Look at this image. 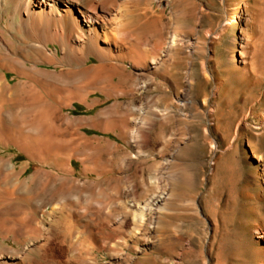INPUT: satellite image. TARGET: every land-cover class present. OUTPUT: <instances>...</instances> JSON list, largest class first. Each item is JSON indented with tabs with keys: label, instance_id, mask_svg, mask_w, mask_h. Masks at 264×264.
<instances>
[{
	"label": "rangeland",
	"instance_id": "obj_1",
	"mask_svg": "<svg viewBox=\"0 0 264 264\" xmlns=\"http://www.w3.org/2000/svg\"><path fill=\"white\" fill-rule=\"evenodd\" d=\"M128 1L133 9L147 4L158 14L162 9L161 0ZM233 1L170 0L163 5L164 24L156 30L168 38L179 30L186 42L192 36L197 49L190 57L195 65L191 95L204 112H215L212 118L189 109L162 112L139 157L133 128L125 139L119 135L124 117H144L147 100L159 96L148 81L145 92L139 85L121 99L96 93L61 110L64 128L78 127L84 139L73 146L77 155L67 154L72 143L56 137L53 146L59 151L49 164L30 160L10 139L0 143V158L12 159L18 171L28 167L22 180L40 173L21 195L23 225H15V216L0 224V264H264V240L255 234L257 229L264 233V0H240L241 18L227 26ZM13 10V3L0 7V20ZM241 46L251 75L239 72L232 61ZM166 55L169 63L182 53L175 49ZM8 79L12 85L20 80L12 73ZM53 93H43L46 101L37 100V122H46V130L57 100L68 101ZM108 109L113 121L102 115ZM43 132L42 127L25 129L24 137L39 139ZM62 154L73 156L71 162ZM128 154L135 156L133 175L129 172L133 178L121 181L122 159ZM161 170L178 177L163 182ZM158 194L167 196L162 210L145 218L160 225L163 239L151 244L149 239L159 233L147 227L138 233L142 215L136 207L129 213L128 206Z\"/></svg>",
	"mask_w": 264,
	"mask_h": 264
},
{
	"label": "bare ground",
	"instance_id": "obj_2",
	"mask_svg": "<svg viewBox=\"0 0 264 264\" xmlns=\"http://www.w3.org/2000/svg\"><path fill=\"white\" fill-rule=\"evenodd\" d=\"M127 1L4 0L0 3L1 8L7 3L14 5L11 16L0 20V143L5 145L10 139L30 160L39 159L42 164H49V157L56 155L57 148L54 149L53 144L58 138L61 143H66L65 145L72 143V147H76V142L84 140L78 132V127H71L72 131L64 128L66 119L61 110L69 107L74 101L86 100L96 93H101L107 98L121 99L135 93L140 87V91L145 92L151 87L148 81L155 83L159 96H151L152 98L147 100L148 105L141 103L147 105L144 117H124L119 135L121 139H125L127 131L133 128V134L136 136L132 142L135 143L133 148L139 157L148 145L155 127L160 123L157 118L162 112L166 115V112L173 114L189 109L192 115L199 113L209 118L215 116L213 111L204 112L200 103L191 95L195 81V65L190 57L197 49L192 36L188 37L186 42L179 30L173 32L172 38L156 31L159 25L164 24L166 6L163 5H168L170 0H161L160 14L149 4L133 9L131 2ZM233 2L234 7L228 11L227 26H232L241 18L244 8L242 1ZM16 22L19 29L13 33ZM147 30H150V34L146 35ZM175 49L183 56L169 63L165 62L164 56ZM232 57V61L239 65V72L251 75L249 56L243 46ZM186 59L187 65L183 67ZM48 66L51 69H48ZM9 73L20 79L15 85L10 83ZM53 91V94L55 91L58 93L57 97H65L68 101L62 103L57 100L58 108L53 123L46 124L50 127L46 130L42 126L46 122H37L40 111L37 100L43 98L46 101L43 93L49 94ZM170 92L174 97L167 99L166 95ZM207 102L208 100L204 103ZM93 106L90 105L91 108ZM102 115L112 116V121L114 119L112 109L104 111ZM107 125L103 124L104 128ZM41 127L44 129L42 138L29 140L24 137L25 129L40 130ZM75 147L70 146L72 150H64L72 151L70 153L74 155L78 150ZM64 150L62 149L63 152ZM69 152L67 154L70 155ZM69 155V159L66 156L65 159L70 163L73 156ZM54 156L52 158H55ZM134 158L133 154H128L122 159L123 176L118 177L119 180L130 181L133 178L131 171L135 166ZM65 164L63 161V165ZM16 167L12 159L8 161L7 158H0V224L5 222L7 217L15 216V225H23L24 208L20 204L21 195L29 185H34L40 175H32L28 181L22 180L28 167L21 171ZM176 174L167 175L161 170V181L174 180L178 177ZM166 197L164 194L153 195L143 203L128 206L129 213L136 207L142 215L138 233L142 232V227H147L150 233L155 235L159 233L155 239H149L151 244L161 241L163 235L160 225L145 217L161 211ZM255 234L257 239L264 240V233L259 229L255 230Z\"/></svg>",
	"mask_w": 264,
	"mask_h": 264
}]
</instances>
